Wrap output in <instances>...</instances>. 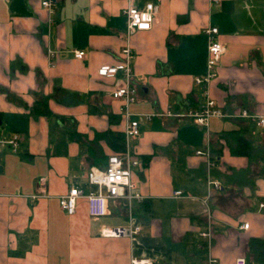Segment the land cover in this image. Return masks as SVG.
<instances>
[{
	"label": "crops",
	"instance_id": "0c3cea01",
	"mask_svg": "<svg viewBox=\"0 0 264 264\" xmlns=\"http://www.w3.org/2000/svg\"><path fill=\"white\" fill-rule=\"evenodd\" d=\"M42 1L0 0V131L21 138L16 152L0 148V264H209L210 255L215 264L239 255L258 264L251 242L264 239V0ZM149 3L159 7L152 28L129 35L124 9ZM210 26L226 51L207 91L226 116L207 128L183 114L205 100L196 77L208 70ZM127 45L137 89L129 120L141 131L129 139L123 100L112 96L123 72L99 74L123 60ZM242 110L250 117L231 116ZM237 130L252 141L250 155L226 143L209 169L197 151ZM127 150L140 160L132 181L143 200L112 199L97 219L85 200L73 215L62 209L71 188L96 189L91 168ZM130 217L142 226L134 239L101 235ZM209 227L210 240L202 236Z\"/></svg>",
	"mask_w": 264,
	"mask_h": 264
},
{
	"label": "built area",
	"instance_id": "2783aa9c",
	"mask_svg": "<svg viewBox=\"0 0 264 264\" xmlns=\"http://www.w3.org/2000/svg\"><path fill=\"white\" fill-rule=\"evenodd\" d=\"M218 2L220 0H213ZM54 0H43L42 5L50 8ZM158 5L149 3L145 9H139L134 4H130L124 9L127 17V33L133 34L137 30H149L152 28L158 13ZM205 32L209 38L207 73L203 76H197L196 82L204 86L205 100L198 109L189 110L183 116L192 118L198 125L203 127L209 126L210 119L214 116H226V113L217 106V102L210 96L207 88L211 80L217 76V65L226 51L225 43L219 38V29L216 26L208 27ZM54 55V52H51ZM86 52L76 50L75 56L79 59L84 58ZM123 60L118 64H104L99 69V74L114 77L119 71L123 72L121 84L112 91L115 99L123 100L122 110L128 119L126 126V138L138 137L140 131L139 120H129L128 106L137 99V89L132 86L133 65L132 60L135 57L130 45L122 49ZM231 116L250 117L248 110H242L240 113ZM258 125L264 126V117L258 121ZM20 135L12 134L3 136L0 131V148L6 146L16 152L20 144ZM198 154L204 155L207 159L209 169L214 167L217 161L214 158L212 150L207 148L206 151L198 150ZM140 165V160L129 150L112 154L108 157L107 164L104 167L91 168L88 173V181L96 189L86 193L82 188L73 187L67 194L60 199V205L64 211L73 215L77 211L78 204L85 200L88 206V214L92 218H102L110 214L109 202L112 199L126 198L131 200L137 198L143 200L139 193H133L134 183L132 181L133 168ZM45 179L43 178L42 181ZM215 187H220L219 181H210ZM177 196L182 195V191H176ZM260 208H264V203H260ZM242 228H249V223H245ZM142 226L137 224L132 217L129 218L126 225H105L101 228V235L105 237H129L134 239L140 233ZM202 236L211 239V228L202 232ZM210 249V244L208 245ZM216 259L211 255L209 264H215ZM131 264H152L148 259L131 260ZM235 264H249L247 256L239 255L235 259Z\"/></svg>",
	"mask_w": 264,
	"mask_h": 264
},
{
	"label": "trees",
	"instance_id": "16d2710c",
	"mask_svg": "<svg viewBox=\"0 0 264 264\" xmlns=\"http://www.w3.org/2000/svg\"><path fill=\"white\" fill-rule=\"evenodd\" d=\"M223 140H219V146L213 149V155L217 163L220 162L222 156L223 145H229L231 151L235 154L250 155L252 149V141L245 137L240 130L231 131L223 135ZM251 252L258 264H264V239H256L251 242Z\"/></svg>",
	"mask_w": 264,
	"mask_h": 264
},
{
	"label": "water",
	"instance_id": "95a60500",
	"mask_svg": "<svg viewBox=\"0 0 264 264\" xmlns=\"http://www.w3.org/2000/svg\"><path fill=\"white\" fill-rule=\"evenodd\" d=\"M2 124V121H1V119H0V125Z\"/></svg>",
	"mask_w": 264,
	"mask_h": 264
}]
</instances>
